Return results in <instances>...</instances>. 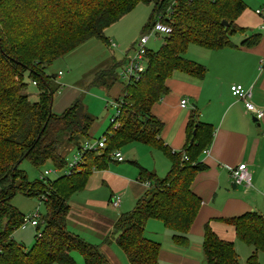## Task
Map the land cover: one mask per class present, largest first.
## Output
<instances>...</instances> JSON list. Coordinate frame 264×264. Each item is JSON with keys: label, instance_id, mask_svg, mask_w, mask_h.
I'll return each instance as SVG.
<instances>
[{"label": "trees", "instance_id": "1", "mask_svg": "<svg viewBox=\"0 0 264 264\" xmlns=\"http://www.w3.org/2000/svg\"><path fill=\"white\" fill-rule=\"evenodd\" d=\"M138 3L152 4L142 31H149L156 21L170 31L157 50L146 49L144 71L124 84L114 99L119 113L104 133L105 146L83 152L82 163L70 173L30 181L19 168L24 159L37 168L51 160L66 169L68 161L60 149L73 146L80 152L95 121L80 99L61 113L52 112V99L60 85L46 67L88 39L108 44L104 30ZM245 8L243 0H0V264H75L73 253L81 256L83 264H112L97 245L67 229L68 199L85 187L94 170L114 162L112 151L131 142L160 150L168 157L170 168L164 177H158L131 162L138 168L139 180L149 185L133 208L115 221L114 241L128 264H160L161 244L144 231L147 220L156 219L172 231L175 245H188V232L201 204L191 183L197 172L207 168L198 158L210 145L214 127L200 120L192 108L185 144L175 151L162 140L163 122L151 108L169 92L166 81L174 72L204 76L206 67L185 56L189 45L207 50L237 46L230 37L247 31L236 24ZM260 39L261 34L251 33L238 46L252 47ZM125 59H111L96 70L91 84L111 89ZM28 82L37 88L36 101H30L24 92ZM16 194L35 197L46 207L44 215L38 212L29 248L13 237L25 216L10 203ZM219 220L231 225L236 237L252 247L244 264H259L257 253L264 252V214L251 211ZM201 249L204 264H242L234 244L218 237L208 222L203 226Z\"/></svg>", "mask_w": 264, "mask_h": 264}, {"label": "crops", "instance_id": "2", "mask_svg": "<svg viewBox=\"0 0 264 264\" xmlns=\"http://www.w3.org/2000/svg\"><path fill=\"white\" fill-rule=\"evenodd\" d=\"M257 9L260 8L251 11L246 5L236 18L238 26L247 28L244 33L235 34L238 35V42L231 41L237 46L205 49L197 54L201 59L192 60L206 67L204 76L196 78L174 72L166 81L169 92L151 108V112L163 122L160 133L162 140L175 151L185 144L186 124L192 108L198 111L200 120L214 127L212 141L205 148L208 153L202 151L198 158L207 164V168L197 172L191 183V189L200 197L201 204L188 232V245H175L171 240L172 231L156 219H148L145 224V235L161 244L158 256L160 264H204L201 243L203 226L207 222L218 237L234 244L242 264L253 250L236 237L231 225L219 218L251 211L264 214V116L253 120L243 103L230 93V85L234 83L250 87L252 102L264 110V37L261 36L260 41L252 47L238 46L243 38L251 34L254 26L264 31V28H260V25H264L263 9L256 13ZM128 56L125 54L126 59ZM111 59L115 58L111 56L104 61L109 63ZM181 98L187 99L185 107L179 105ZM58 107L53 110L59 111ZM89 136H92L90 130ZM164 157L167 169L170 161L166 155ZM123 162L125 159L111 162L115 165L110 163L105 169L94 170L80 190L82 193L72 194L77 196L69 201L66 217L67 229L97 245L112 264H128L126 256L114 241L113 225L147 188L139 180L137 169H128L121 165ZM239 163H246L251 185L237 190L242 185L232 186L229 168ZM98 192L102 193L100 197ZM115 195H120L118 207L110 202ZM190 238H193L192 244ZM73 257L77 260L75 264H83L78 253H73ZM257 258L259 264H264V252L259 251Z\"/></svg>", "mask_w": 264, "mask_h": 264}, {"label": "rangeland", "instance_id": "3", "mask_svg": "<svg viewBox=\"0 0 264 264\" xmlns=\"http://www.w3.org/2000/svg\"><path fill=\"white\" fill-rule=\"evenodd\" d=\"M243 1L251 11H254L255 8L263 9L264 16V0ZM151 10L152 4L138 3L132 10L104 30V35L109 40L108 44L92 38L85 42V44L69 51L61 58L54 60L46 67L45 71L47 74L56 75L55 82L60 85L52 99V112L61 113L74 100L80 99L84 108L95 118L90 129L92 141L101 138L109 128L111 119L116 114V101L114 99L120 95L122 86L126 84V80L120 76L122 65L118 68V81L109 91L101 86L92 85V76L95 70L104 68L108 64L104 61L107 58L113 56L117 61L122 62L125 54H132V44L141 34L146 32V30L142 31V28L148 21ZM250 32L259 33L264 37V31L259 30L258 27L254 26V29ZM164 36V33L150 36L147 48L153 51L157 50L162 44ZM236 36L237 38H235ZM230 40L238 42V35L230 37ZM203 51L206 50L196 45H189L185 56L189 59H201L197 54L203 53ZM24 92L28 94L30 101H36L38 99L37 88L31 82H28ZM107 101H109L108 106H106ZM56 106H59V111L53 110ZM119 150L125 159V162L121 165L127 166L128 169L136 168L138 171V168L131 164L132 161H136L145 169L156 173L158 177H164L170 168V166L167 169L165 168L167 161L160 150L151 148L143 143L131 142L121 146ZM60 152L65 155L67 161H72L77 150L73 146H67L61 148ZM111 164L115 165L113 163ZM19 168L26 172L30 181L39 179L41 174L47 170L50 171L46 175L49 179H55L65 173V168L60 169L56 167L51 160L46 161L37 168L29 160L24 159L20 163ZM239 189H243V186L237 188V190ZM79 193L82 192L78 191L77 195H80ZM77 195L71 196L68 199V203ZM97 195L100 197L102 193L98 192ZM10 203L25 216L31 214L37 206L41 215H44L46 212L44 203L39 202L35 197L16 194L12 197ZM35 234V226L27 225L25 228L15 230L13 236L15 240L22 242L26 248H29L33 244ZM190 241L192 244L193 238H190ZM74 258L77 261L76 257Z\"/></svg>", "mask_w": 264, "mask_h": 264}, {"label": "built area", "instance_id": "4", "mask_svg": "<svg viewBox=\"0 0 264 264\" xmlns=\"http://www.w3.org/2000/svg\"><path fill=\"white\" fill-rule=\"evenodd\" d=\"M260 9L256 10V13H259ZM260 28H264V25H260ZM170 28L160 21H156L153 26L149 29V31L140 35V37L134 42L132 47V54H130L126 62L122 66V71L120 72V76L126 80V83L131 81L132 79H138L140 74L144 71L146 67V49L147 43L152 35H157L159 33H168ZM230 93L237 100L241 101L244 105L246 111H248L253 117L260 119L264 116V110L260 107H257L251 100L252 91L250 87H244L242 84L234 83L230 85ZM109 102V101H108ZM116 103V114L119 113V103ZM188 104L186 98H181L179 101L180 107H185ZM115 114V115H116ZM113 119V118H112ZM106 136L103 135L98 140L86 139L83 141L81 146V151L76 152L72 161H68V164L65 169V173H70L72 169L75 168L76 165L82 163L81 154L88 150L97 151L100 148L105 146ZM204 154L208 153L207 149L203 150ZM110 157L114 161H122L124 157L119 149L112 151ZM186 158V157H185ZM49 174V171H44L41 176H46ZM229 176L231 177L233 183L236 185H242L245 188L251 185L250 173L248 171L246 163H239L235 166L229 168ZM146 186L149 185L148 182H144ZM112 206L118 207L120 205V195H115L110 200ZM38 207L29 215L24 216L23 223L21 228H25L27 225L35 226L38 224V216H39Z\"/></svg>", "mask_w": 264, "mask_h": 264}, {"label": "water", "instance_id": "5", "mask_svg": "<svg viewBox=\"0 0 264 264\" xmlns=\"http://www.w3.org/2000/svg\"><path fill=\"white\" fill-rule=\"evenodd\" d=\"M223 24H226V22H224V21H223ZM253 120H255V121H256V120H257V118H256V117H253ZM232 186H233V187H235V183H232Z\"/></svg>", "mask_w": 264, "mask_h": 264}]
</instances>
